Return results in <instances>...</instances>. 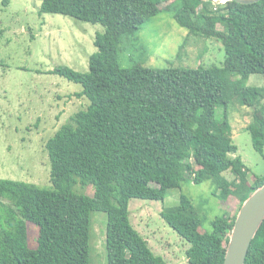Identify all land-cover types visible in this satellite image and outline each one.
<instances>
[{
  "label": "trees",
  "instance_id": "obj_1",
  "mask_svg": "<svg viewBox=\"0 0 264 264\" xmlns=\"http://www.w3.org/2000/svg\"><path fill=\"white\" fill-rule=\"evenodd\" d=\"M171 10L192 35L223 43V68L121 65L125 38ZM40 14L101 24L105 32L96 34L98 52L90 57L89 72L68 66L52 71L81 84L77 96L90 101L46 144L52 187L0 179V264H91L92 212L107 215L108 264H169L133 226L132 199L164 202L169 190L187 180L213 181L214 195L222 202L237 197L241 209L264 185V176L248 183L247 166L233 157L239 149L228 114L217 118L218 106L228 108L235 96L255 107L248 131L264 155V87L228 79L264 74V0H43ZM232 212L216 217L212 231H205L192 199L182 194L179 206L164 208L161 216L191 244L190 264H223L238 215ZM27 222L39 227L36 249L29 246ZM246 264H264V224Z\"/></svg>",
  "mask_w": 264,
  "mask_h": 264
},
{
  "label": "rangeland",
  "instance_id": "obj_2",
  "mask_svg": "<svg viewBox=\"0 0 264 264\" xmlns=\"http://www.w3.org/2000/svg\"><path fill=\"white\" fill-rule=\"evenodd\" d=\"M8 1V3H7ZM43 0H0V179H10L51 188V163L47 142L72 117L86 110L90 101L78 97L83 87L53 74L55 68L68 66L80 73L90 70V57L98 52L97 33L101 24H92L62 14H40ZM162 7H167L163 5ZM176 10V8H175ZM165 11L147 21L131 37L125 38L120 50L124 68L141 65L147 68H198L201 65L223 68L226 51L221 41L192 35ZM222 29L221 27H219ZM233 85L264 87V74L248 79L229 74ZM255 107L235 96L228 108H217V118L225 114L233 128V141L249 171L251 185L264 176V155L254 148L248 126ZM229 180L231 172L224 173ZM91 195L92 189L77 187ZM213 181L195 184L186 181L181 188L169 190L164 202L132 199L131 222L148 241L153 253L169 264H190L187 251L191 244L162 218L164 208H175L182 194L187 195L203 220V230L212 231V221L226 212L239 213L240 201L230 196L222 202L214 195ZM142 216V217H141ZM91 264H108L107 215L91 213ZM29 246L38 247L39 227L27 222Z\"/></svg>",
  "mask_w": 264,
  "mask_h": 264
},
{
  "label": "water",
  "instance_id": "obj_3",
  "mask_svg": "<svg viewBox=\"0 0 264 264\" xmlns=\"http://www.w3.org/2000/svg\"><path fill=\"white\" fill-rule=\"evenodd\" d=\"M253 4L261 0H227ZM264 224V185L242 205L230 234L223 264H246L254 239Z\"/></svg>",
  "mask_w": 264,
  "mask_h": 264
},
{
  "label": "built area",
  "instance_id": "obj_4",
  "mask_svg": "<svg viewBox=\"0 0 264 264\" xmlns=\"http://www.w3.org/2000/svg\"><path fill=\"white\" fill-rule=\"evenodd\" d=\"M215 3L225 4L227 0H214Z\"/></svg>",
  "mask_w": 264,
  "mask_h": 264
},
{
  "label": "crops",
  "instance_id": "obj_5",
  "mask_svg": "<svg viewBox=\"0 0 264 264\" xmlns=\"http://www.w3.org/2000/svg\"><path fill=\"white\" fill-rule=\"evenodd\" d=\"M142 217V216H141Z\"/></svg>",
  "mask_w": 264,
  "mask_h": 264
}]
</instances>
